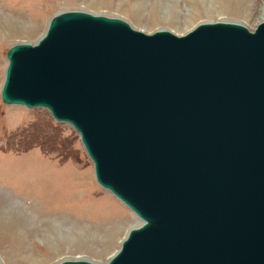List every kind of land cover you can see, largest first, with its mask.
<instances>
[{
  "label": "water",
  "instance_id": "1",
  "mask_svg": "<svg viewBox=\"0 0 264 264\" xmlns=\"http://www.w3.org/2000/svg\"><path fill=\"white\" fill-rule=\"evenodd\" d=\"M6 105L69 123L141 223L105 263L264 264V18L145 32L63 10L12 45Z\"/></svg>",
  "mask_w": 264,
  "mask_h": 264
},
{
  "label": "rangeland",
  "instance_id": "2",
  "mask_svg": "<svg viewBox=\"0 0 264 264\" xmlns=\"http://www.w3.org/2000/svg\"><path fill=\"white\" fill-rule=\"evenodd\" d=\"M63 10L119 17L145 32L185 33L204 21L253 29L264 0H0V90L6 52L36 42ZM140 219L95 179L79 134L47 109L0 97V264L104 263Z\"/></svg>",
  "mask_w": 264,
  "mask_h": 264
},
{
  "label": "bare ground",
  "instance_id": "3",
  "mask_svg": "<svg viewBox=\"0 0 264 264\" xmlns=\"http://www.w3.org/2000/svg\"><path fill=\"white\" fill-rule=\"evenodd\" d=\"M263 18H264V17H263ZM219 21H221V20H219ZM230 22H232V21H230ZM44 32H45V31H44ZM138 225H139V224H138ZM135 226H137V225H134L133 227H135ZM131 228H132V227H130L129 229H131ZM129 229H128V230H129ZM128 230H127V232H128ZM122 239H123V238H122ZM122 239H121V240H122ZM120 242H121V241H120ZM104 263H105V262H104Z\"/></svg>",
  "mask_w": 264,
  "mask_h": 264
}]
</instances>
